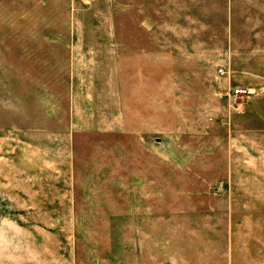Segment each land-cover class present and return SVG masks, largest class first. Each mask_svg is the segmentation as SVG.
I'll use <instances>...</instances> for the list:
<instances>
[{
  "label": "rangeland",
  "instance_id": "obj_1",
  "mask_svg": "<svg viewBox=\"0 0 264 264\" xmlns=\"http://www.w3.org/2000/svg\"><path fill=\"white\" fill-rule=\"evenodd\" d=\"M142 30L167 52L151 132L73 133L71 199L42 213L35 129L69 128L73 35ZM0 264H264V0H0Z\"/></svg>",
  "mask_w": 264,
  "mask_h": 264
},
{
  "label": "crops",
  "instance_id": "obj_2",
  "mask_svg": "<svg viewBox=\"0 0 264 264\" xmlns=\"http://www.w3.org/2000/svg\"><path fill=\"white\" fill-rule=\"evenodd\" d=\"M73 39L70 54L74 56L75 78L71 83L69 128L62 133H54L48 128L41 131L35 129L33 198L35 208H44V214L56 213L51 209L55 207L53 201L57 191H67V195L59 197L71 199L68 188L57 190L56 174L65 176L63 183L67 181L69 186L75 160L71 144L73 133L129 137L151 132L148 120L152 111V66L153 62L161 64L162 53L167 56L166 48H162L161 44L159 49L153 48L150 30L80 31L75 32ZM87 39L95 41H84ZM104 39L113 41L110 44L98 41ZM91 70L108 71L110 76L106 79H84L82 72Z\"/></svg>",
  "mask_w": 264,
  "mask_h": 264
},
{
  "label": "built area",
  "instance_id": "obj_3",
  "mask_svg": "<svg viewBox=\"0 0 264 264\" xmlns=\"http://www.w3.org/2000/svg\"><path fill=\"white\" fill-rule=\"evenodd\" d=\"M222 71V70H221ZM250 94V90L245 87H234L229 90V97L233 105H239V99L243 96H248Z\"/></svg>",
  "mask_w": 264,
  "mask_h": 264
}]
</instances>
